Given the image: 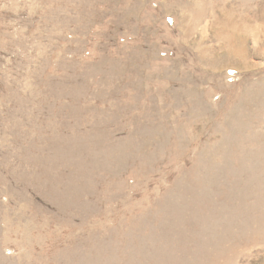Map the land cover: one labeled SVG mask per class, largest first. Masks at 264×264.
Here are the masks:
<instances>
[{
	"label": "rangeland",
	"instance_id": "obj_1",
	"mask_svg": "<svg viewBox=\"0 0 264 264\" xmlns=\"http://www.w3.org/2000/svg\"><path fill=\"white\" fill-rule=\"evenodd\" d=\"M0 264H264V0H0Z\"/></svg>",
	"mask_w": 264,
	"mask_h": 264
}]
</instances>
